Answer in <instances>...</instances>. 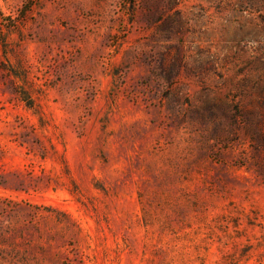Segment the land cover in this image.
Segmentation results:
<instances>
[{
    "label": "rangeland",
    "instance_id": "obj_1",
    "mask_svg": "<svg viewBox=\"0 0 264 264\" xmlns=\"http://www.w3.org/2000/svg\"><path fill=\"white\" fill-rule=\"evenodd\" d=\"M0 264H264V0H0Z\"/></svg>",
    "mask_w": 264,
    "mask_h": 264
}]
</instances>
